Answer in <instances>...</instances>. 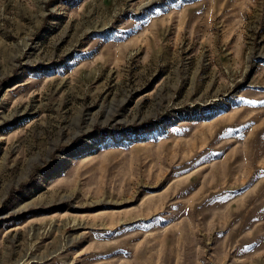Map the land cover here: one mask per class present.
<instances>
[{
  "label": "rangeland",
  "instance_id": "rangeland-1",
  "mask_svg": "<svg viewBox=\"0 0 264 264\" xmlns=\"http://www.w3.org/2000/svg\"><path fill=\"white\" fill-rule=\"evenodd\" d=\"M0 264H264V0H0Z\"/></svg>",
  "mask_w": 264,
  "mask_h": 264
}]
</instances>
